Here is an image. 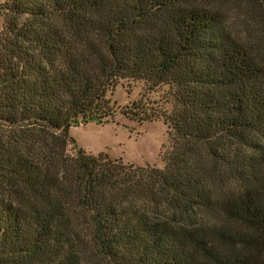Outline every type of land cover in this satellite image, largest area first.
<instances>
[{
  "label": "trees",
  "instance_id": "obj_1",
  "mask_svg": "<svg viewBox=\"0 0 264 264\" xmlns=\"http://www.w3.org/2000/svg\"><path fill=\"white\" fill-rule=\"evenodd\" d=\"M0 15V264H264V0ZM125 82L145 91L120 109ZM119 111L165 122L164 169L68 155L71 128Z\"/></svg>",
  "mask_w": 264,
  "mask_h": 264
},
{
  "label": "rangeland",
  "instance_id": "obj_2",
  "mask_svg": "<svg viewBox=\"0 0 264 264\" xmlns=\"http://www.w3.org/2000/svg\"><path fill=\"white\" fill-rule=\"evenodd\" d=\"M4 0H0V5ZM4 19L0 15V31ZM145 87L141 83L120 84L109 94V99L117 108H124L139 102ZM153 98L154 96H150ZM75 142L68 149L69 156L84 150L94 156L107 155L112 160H123L136 167H166L165 155L169 151V129L163 120L140 123L120 111L113 122H90L73 127L69 131Z\"/></svg>",
  "mask_w": 264,
  "mask_h": 264
}]
</instances>
